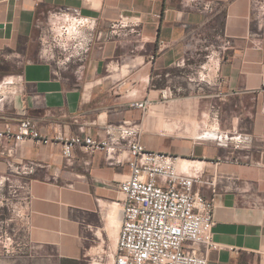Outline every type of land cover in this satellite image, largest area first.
<instances>
[{
  "label": "crops",
  "instance_id": "obj_1",
  "mask_svg": "<svg viewBox=\"0 0 264 264\" xmlns=\"http://www.w3.org/2000/svg\"><path fill=\"white\" fill-rule=\"evenodd\" d=\"M217 1L222 10L204 24L206 15L189 0H0V84L14 80L0 94V126L31 117L49 136L98 137L108 124L142 122L143 144L180 156L179 169L198 175L195 188L213 201L219 248L208 264H264V27L252 7L256 0ZM61 7L98 18L81 66L57 69L39 56L36 24ZM122 15L141 19L140 35L130 28L111 32ZM223 36L233 47L220 83L209 85L195 69L205 46ZM146 99L143 114L134 104ZM214 106L221 130L237 128L253 142L235 150L200 137ZM16 146L17 159L45 166L33 176L27 245L16 253L0 246V264H101L99 256L115 264L127 161L81 146L68 160L60 144L32 139ZM6 171L7 157L0 155V176ZM10 216V207L0 206V223Z\"/></svg>",
  "mask_w": 264,
  "mask_h": 264
},
{
  "label": "built area",
  "instance_id": "obj_2",
  "mask_svg": "<svg viewBox=\"0 0 264 264\" xmlns=\"http://www.w3.org/2000/svg\"><path fill=\"white\" fill-rule=\"evenodd\" d=\"M206 15L204 24L223 8L217 0H189ZM253 10L264 27V0H256ZM141 19L122 15L111 24V32L120 34L130 28L138 35ZM39 56L57 69L80 66L88 59L98 18L82 14L77 7L51 10L45 20L37 22ZM220 43L206 45L203 61L195 74L209 85L220 83L221 67L233 39L219 37ZM207 41L206 38H201ZM14 84L5 79L0 94ZM264 86V83H263ZM2 89H5L2 91ZM16 91L11 89V92ZM167 98V92H163ZM146 114L150 101L136 102ZM211 121L202 128L200 137L213 140L225 148L242 149L253 142V136L233 128L221 130L217 125L219 110L214 106ZM105 135L57 132L42 133L34 118L26 117L17 126H0V155L7 157V171L0 176V206L10 207L11 216L0 223V246L7 252L23 251L32 226V182L37 170L45 166L36 160L17 159L16 144L28 139L42 144H60L63 156L71 160L77 146L87 151H106L108 158L126 160L130 174L120 183L122 223L115 253V264H208L209 254L218 249L214 240V204L195 188L200 177L179 169L181 157L164 151L148 149L142 142L143 125L137 121L108 124ZM125 152L126 155L122 157ZM17 224V226H13ZM103 264L104 258L98 257Z\"/></svg>",
  "mask_w": 264,
  "mask_h": 264
},
{
  "label": "rangeland",
  "instance_id": "obj_3",
  "mask_svg": "<svg viewBox=\"0 0 264 264\" xmlns=\"http://www.w3.org/2000/svg\"><path fill=\"white\" fill-rule=\"evenodd\" d=\"M3 90H5V89H2V91H3ZM150 147H153V146H150ZM167 147H169V146H167ZM170 147H171V146H170Z\"/></svg>",
  "mask_w": 264,
  "mask_h": 264
}]
</instances>
